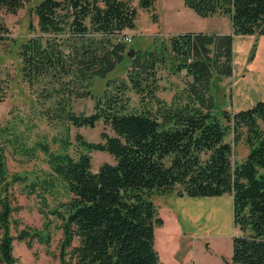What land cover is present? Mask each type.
Wrapping results in <instances>:
<instances>
[{"label":"trees","instance_id":"trees-1","mask_svg":"<svg viewBox=\"0 0 264 264\" xmlns=\"http://www.w3.org/2000/svg\"><path fill=\"white\" fill-rule=\"evenodd\" d=\"M30 1L0 0V9L16 14ZM137 2L148 12L155 0ZM183 3L202 17L227 16L231 32H180L163 45L136 50L124 76L107 78L93 111L85 113L75 111L73 101L93 96L92 80L105 78L124 62L131 48L124 31L135 28L137 7L133 0L35 2V28L29 24L35 32L19 43L16 55L21 80L41 114L50 122L74 127H94L102 121L113 133L102 131L100 141L76 133L84 151L73 156L68 135L56 141L59 150H51L44 141L28 146L12 125H0L1 264H18L15 239L28 247L34 240L46 245L51 241L50 219L42 228L19 226L17 190L36 194L45 203L44 194L56 187L63 188L66 198L61 211H49L60 219L59 264H163L155 229L164 220L151 195L168 192L178 197L230 195L238 232L232 235V253L225 261L264 264V101L218 114L211 92L215 74L232 75L234 35H264V0ZM8 36L0 17V43ZM166 67L182 74V84L169 100L158 95V73ZM6 86L0 76V103ZM229 133L233 143L243 139L249 148L241 162L232 159ZM8 149L27 160L42 151L48 177L29 180L11 174ZM95 150L107 152L113 162H103L93 171L90 152ZM41 211L48 217L49 212Z\"/></svg>","mask_w":264,"mask_h":264},{"label":"rangeland","instance_id":"rangeland-1","mask_svg":"<svg viewBox=\"0 0 264 264\" xmlns=\"http://www.w3.org/2000/svg\"><path fill=\"white\" fill-rule=\"evenodd\" d=\"M38 1L40 0H31L16 14H10L4 9H0V17L9 29L8 39L0 43V76L5 78L7 83L6 96L0 103V125H12L15 130L20 132L28 146L33 145L36 141H44L49 144L51 150H59V142L56 141L68 135L70 142L68 152L77 156L84 149L76 142V133H80L88 141H100L102 140L100 136L102 131L105 130L108 134L113 132L102 121H98L94 127H74L65 123L48 121L41 114V108L35 97L21 80L16 50L20 42L35 32L29 28V24L35 28L33 7ZM133 4L138 10L136 26L134 29H125L124 32L125 35L132 38V41L127 45L134 49V53L136 50H149L163 45V43H167L170 35L176 34L180 30L194 29L216 34L231 32H224V29L230 28V20L227 16L220 14L199 16L185 6L183 0H155L153 9L148 12L139 8L137 0H133ZM153 13L156 14L157 22L152 21ZM130 57L127 55L124 62L105 78L93 79L91 84L93 96L74 99V110L85 113L92 112L95 96L101 94L107 78L124 76ZM232 68V75L220 77L215 74L212 79L211 92L215 98V111L218 114L223 109L229 112L245 110L258 101H264V35H234L232 39ZM158 74L160 76L158 95L169 100L176 85L182 84V74L172 73L167 67L162 68ZM132 97L135 101V96L132 95ZM66 126L69 127L68 130H66ZM226 139L231 142L234 149L233 161L241 162L249 151L244 140L233 143L231 133L227 135ZM90 155L93 171H96L103 162H113V157L107 152L95 150L91 151ZM6 162L11 174L26 175L29 180L48 177L46 173L50 171L46 156L40 150L36 151L35 158L27 160L25 157L13 154L8 149ZM173 191L175 192V190ZM16 195L20 209L15 217H20L22 222L19 226L29 225L42 228L44 223H48L50 219L52 233L49 245L34 240L32 246L28 247L24 240L15 239L13 252L18 258V264H59V244L62 230L57 224L60 223V219L49 211L63 209L61 203L66 199L63 188L56 187L52 193L44 194L45 203L36 194H27L19 189ZM222 196L224 199L208 198L214 199L208 202L209 208L206 207V212L210 214V223H208L203 217L197 216L191 219L183 214L178 204L181 201L178 199L181 197L172 192L151 195L165 222L172 221L176 216L183 232L179 237L182 250L177 252L176 257L181 259L183 256L179 254L190 252L193 260L187 264H227L225 260L229 259L232 253V235L238 232V229L233 223L232 197L228 194ZM225 200L229 206L226 204L225 210L223 208L225 211L224 222L226 223L221 225L224 214L222 203ZM182 203L184 205L188 202L182 200ZM41 210L49 212L48 217H45ZM216 227L220 229H214ZM13 233H15L14 230Z\"/></svg>","mask_w":264,"mask_h":264},{"label":"crops","instance_id":"crops-1","mask_svg":"<svg viewBox=\"0 0 264 264\" xmlns=\"http://www.w3.org/2000/svg\"><path fill=\"white\" fill-rule=\"evenodd\" d=\"M214 15V14H213ZM212 16V15H211ZM187 31H199V30H180V32H187ZM231 31V24L230 28L228 30L224 29V32H230ZM175 34V33H173ZM208 198H223V196H205V197H187V196H182L179 204L180 210L183 212V214L187 215L191 219L194 217H203L204 220H206L208 223L209 222V217L210 214L207 213L208 207V202H211L214 199H208ZM177 200V201H178ZM182 200L188 202V203H182ZM221 201V200H220ZM223 202V201H222ZM225 202V203H224ZM222 210L229 204H227L226 200L224 201ZM227 204V205H226ZM190 207V208H188ZM194 207V208H192ZM223 210V216H222V221L221 225H224L225 221V211ZM174 219L170 222H165V219L163 218L164 222L162 225L156 227L155 229V245L156 248L160 254V257L163 261V264H187L190 262V260H193L192 255L190 252L186 254H179L180 256H183V258H178L176 257L177 252L179 250H182L180 248V234H182V230L179 227L180 225L178 224V220H176V216L173 217ZM228 218V217H227ZM211 227H213L211 225ZM214 229H220L219 227H216ZM185 249V248H184Z\"/></svg>","mask_w":264,"mask_h":264},{"label":"built area","instance_id":"built-area-1","mask_svg":"<svg viewBox=\"0 0 264 264\" xmlns=\"http://www.w3.org/2000/svg\"><path fill=\"white\" fill-rule=\"evenodd\" d=\"M124 41L127 42V43L128 42H131L132 41V38L130 36H128V35H125Z\"/></svg>","mask_w":264,"mask_h":264},{"label":"water","instance_id":"water-1","mask_svg":"<svg viewBox=\"0 0 264 264\" xmlns=\"http://www.w3.org/2000/svg\"><path fill=\"white\" fill-rule=\"evenodd\" d=\"M127 55L132 57V56L134 55V49L130 48V49L128 50Z\"/></svg>","mask_w":264,"mask_h":264},{"label":"bare ground","instance_id":"bare-ground-1","mask_svg":"<svg viewBox=\"0 0 264 264\" xmlns=\"http://www.w3.org/2000/svg\"><path fill=\"white\" fill-rule=\"evenodd\" d=\"M207 210V209H206ZM212 218V217H211Z\"/></svg>","mask_w":264,"mask_h":264}]
</instances>
